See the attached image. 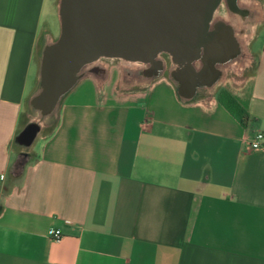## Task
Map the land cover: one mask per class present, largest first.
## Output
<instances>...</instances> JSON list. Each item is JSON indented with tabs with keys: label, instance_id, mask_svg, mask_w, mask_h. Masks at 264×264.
Wrapping results in <instances>:
<instances>
[{
	"label": "crops",
	"instance_id": "obj_1",
	"mask_svg": "<svg viewBox=\"0 0 264 264\" xmlns=\"http://www.w3.org/2000/svg\"><path fill=\"white\" fill-rule=\"evenodd\" d=\"M46 2L0 0V264H264V150L246 151L264 134V0L260 52L211 93L181 96L168 61L147 85L103 61L26 146Z\"/></svg>",
	"mask_w": 264,
	"mask_h": 264
},
{
	"label": "water",
	"instance_id": "obj_2",
	"mask_svg": "<svg viewBox=\"0 0 264 264\" xmlns=\"http://www.w3.org/2000/svg\"><path fill=\"white\" fill-rule=\"evenodd\" d=\"M221 6L242 14L245 42L253 35L261 11L240 0H58L59 37L41 45L37 84L27 101L31 122L20 135L22 143L30 145L41 129L53 124L62 99L80 80L102 73L103 61H118L125 79L135 72L146 73L134 82L147 85L165 73V55L169 77L181 96L187 91H214L228 63L206 86L176 80L171 72L185 68L194 73L196 65L202 72L215 70L222 60L218 49L226 41L214 37L211 20L218 18ZM242 42L246 64L250 58Z\"/></svg>",
	"mask_w": 264,
	"mask_h": 264
},
{
	"label": "flooded vegetation",
	"instance_id": "obj_3",
	"mask_svg": "<svg viewBox=\"0 0 264 264\" xmlns=\"http://www.w3.org/2000/svg\"><path fill=\"white\" fill-rule=\"evenodd\" d=\"M225 9V8H224ZM225 17L218 16L211 20L213 27L214 37L218 38L221 42L226 41L222 49H218L222 60L215 64V70L202 72V68L198 66L194 73L189 72L185 68L172 71L171 75L176 80H181L185 83H194L195 86H206L209 82L217 79L222 70L224 63H228L229 68L242 64L245 56L242 49V39L244 30V17L241 13H231L225 10ZM219 41V42H220ZM131 80L141 81L146 73L138 72ZM127 79V78H126ZM191 89L187 87L186 90Z\"/></svg>",
	"mask_w": 264,
	"mask_h": 264
},
{
	"label": "rangeland",
	"instance_id": "obj_4",
	"mask_svg": "<svg viewBox=\"0 0 264 264\" xmlns=\"http://www.w3.org/2000/svg\"><path fill=\"white\" fill-rule=\"evenodd\" d=\"M240 2L243 5H246L247 7H258L257 0H240ZM57 4H58V0H57ZM224 13H225V9L224 7L221 6L217 12V16L225 17ZM258 23L254 27L253 35L250 38L246 39L245 42L242 40L243 41L242 43H244L245 45L246 51L248 50L252 54H258L262 48V43H263L262 41L263 36H262L261 30L258 31L257 34L255 35V31L259 25ZM42 26L48 31V34H47L48 37L41 38L42 40H40V47L43 41L45 42L47 40H50L52 42V41L57 40L59 37V33H60L59 21L57 17V5L55 6L48 0L44 6V10L42 14ZM163 58L166 61H168L167 56L163 55Z\"/></svg>",
	"mask_w": 264,
	"mask_h": 264
},
{
	"label": "built area",
	"instance_id": "obj_5",
	"mask_svg": "<svg viewBox=\"0 0 264 264\" xmlns=\"http://www.w3.org/2000/svg\"><path fill=\"white\" fill-rule=\"evenodd\" d=\"M264 150V134L257 133L251 142L246 144V151ZM0 179H3L1 176ZM68 226H61L58 229H52L48 232V238L52 241H58L63 237V232L69 230Z\"/></svg>",
	"mask_w": 264,
	"mask_h": 264
},
{
	"label": "trees",
	"instance_id": "obj_6",
	"mask_svg": "<svg viewBox=\"0 0 264 264\" xmlns=\"http://www.w3.org/2000/svg\"><path fill=\"white\" fill-rule=\"evenodd\" d=\"M228 102H230V107H229V109H230V111L233 112L234 108H237V106L231 101L230 98H228Z\"/></svg>",
	"mask_w": 264,
	"mask_h": 264
}]
</instances>
